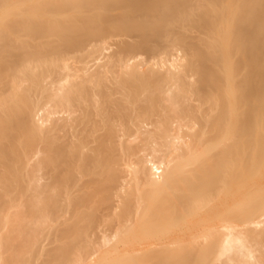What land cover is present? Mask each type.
Returning a JSON list of instances; mask_svg holds the SVG:
<instances>
[{"label": "bare ground", "instance_id": "obj_1", "mask_svg": "<svg viewBox=\"0 0 264 264\" xmlns=\"http://www.w3.org/2000/svg\"><path fill=\"white\" fill-rule=\"evenodd\" d=\"M0 264H264V0H0Z\"/></svg>", "mask_w": 264, "mask_h": 264}]
</instances>
